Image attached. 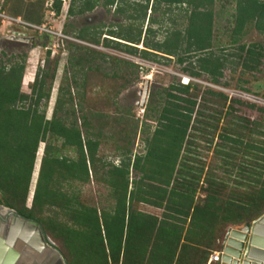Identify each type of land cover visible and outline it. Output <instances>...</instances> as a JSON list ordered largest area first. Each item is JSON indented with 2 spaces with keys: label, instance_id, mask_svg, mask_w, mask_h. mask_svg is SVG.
<instances>
[{
  "label": "trees",
  "instance_id": "16d2710c",
  "mask_svg": "<svg viewBox=\"0 0 264 264\" xmlns=\"http://www.w3.org/2000/svg\"><path fill=\"white\" fill-rule=\"evenodd\" d=\"M215 2L69 0L65 15L79 16L97 7L105 12L112 9V16L121 18L123 25H113L106 34L97 27L90 34L82 29L74 40L96 46L99 36L106 35L141 45V50H136L102 40L103 48L111 47L129 56L137 53L144 61H174L183 66L182 74L191 78L205 76L211 84L218 85L223 69L233 64L228 59L235 58V65L242 72H258L264 57V2L233 0L230 39L226 45H235L248 28L263 39L261 44L238 45L234 55L222 49L213 52ZM180 7L184 26L177 28L167 14ZM51 9L57 15L59 1H54ZM152 13H157L158 18H151ZM11 14V18H31L23 15L17 5ZM164 23L170 27L160 33ZM151 26L157 28L153 30ZM67 50L81 52L76 57L70 55L67 62L81 70L95 69L97 66L92 63L105 59L131 66L78 45L68 44ZM23 69V60L8 66L0 63V206L37 222L55 242L66 264L193 263L197 250H211L217 237L224 235L226 226H242L264 213V109L247 106L257 113L256 119L250 121L237 116L232 108L231 104L241 105L239 101H228L224 115L233 116L234 125L219 133L220 143L213 149L220 173L205 172L200 181L203 166H192L196 164L195 157L190 156L187 140L190 131H198L199 126L212 131L215 128L207 124L213 118L199 109L206 100L201 98V104L196 101V86L171 85L163 97L150 92L143 121L154 126L148 135L149 124H141V134L145 136L143 154L131 155L129 135L132 132L133 137L136 125L123 122L130 130L119 141L124 143L123 151L118 165L113 166L98 156L99 147L109 139L101 133L104 117L84 114L80 104L71 103L69 90L59 88V93L67 98H58L46 118L51 82L46 84L45 73L35 74L29 93L24 94L20 90ZM52 77L51 74L50 80ZM204 94L217 98L223 105L227 102L221 93ZM214 120L218 122V118ZM39 143L43 148L29 195ZM63 152L73 156L67 157ZM91 183L106 189L107 204L96 208L83 198L81 189ZM198 192L201 198L196 197ZM138 205L157 209L160 214L156 217L143 213Z\"/></svg>",
  "mask_w": 264,
  "mask_h": 264
},
{
  "label": "rangeland",
  "instance_id": "374dc122",
  "mask_svg": "<svg viewBox=\"0 0 264 264\" xmlns=\"http://www.w3.org/2000/svg\"><path fill=\"white\" fill-rule=\"evenodd\" d=\"M54 1L52 0V2ZM260 1L264 2V0ZM13 3L17 5V8L20 9L23 15L31 17L30 19L28 18L29 21L23 16L11 18L13 17L11 13L16 9V5ZM59 3L60 11L55 15L51 7H48V0H0V63L8 66L9 64L23 60L24 69L21 76L20 90L24 94L29 93V87L35 74L40 75L41 73H45L47 75L45 82L48 84L50 81L51 85L46 102V118L50 117L54 102L58 98L61 97L64 100L67 98L59 93V88L69 90L72 98L71 103L73 105L80 104L84 114L97 113L103 116L105 128H103L101 133L109 136V139L99 147L98 156L105 162L117 166L121 159L119 154L123 151L121 148H123L124 143L119 141L130 130L123 125V122L127 126L136 125L133 137L132 132L131 136L129 135L130 146L128 150L131 155H142L143 139L145 136L141 134V128L143 129L141 124H149L148 135L152 132L154 126L151 122L143 121L144 108H140L137 105L142 82L149 77L148 94L150 92H157L163 97L164 93L169 91L171 85L175 86L178 84L174 74H181L180 69L183 66L176 65L174 61L166 63L157 58L144 61L140 59L137 53L134 56H129L112 50L111 47L103 48V39L127 45L125 42L112 39L106 35L99 36L96 46L74 40L75 35L82 29L86 30V34H90L92 28L97 27L98 31L106 34L107 31L111 30L113 25H123L124 22L121 18L112 16V9H108L109 12H105V9L100 7L95 8L90 13L68 17L64 11L65 9L67 11L69 0H64L63 3L59 1ZM180 8H172L167 14V18L173 20L177 28L184 26L183 7ZM233 9V0H216L213 6V52H216L217 49H222L227 54L234 55L236 54L237 46L240 44H261L263 42L259 34L248 28L238 38V42L235 45H226L230 39ZM148 16L149 11H146V17ZM150 17L157 19L158 14L152 13ZM145 27L146 20L143 22L142 32ZM169 27L170 24L164 23L160 29V33L163 32L164 28ZM151 28L154 30L157 27L151 26ZM160 37L161 34L156 38L160 39ZM68 44L87 48L107 58L124 61L131 64V66L105 59L93 62L92 64H96L97 67L95 69L92 68V70H81L75 65L70 67L67 64L70 55L76 57L81 52H70V50H67ZM128 45L133 46L136 50H141L142 48L141 45ZM46 52H48V55H46ZM228 60H230L229 62H233V64H227L223 69L221 78L218 80V85L211 84L205 76L195 78L200 84L196 85L193 95L199 104L202 103L201 98L206 100V102L202 103L203 108L199 107V109H204L205 113L203 114L213 118L207 124L215 128L212 131L210 127L203 128V126H199L197 128L199 129L198 131H190L187 140L189 144L188 148L191 152L190 156L195 157L196 163L192 165V162H190V165L203 166L200 181L203 179L205 172H212L215 175H219L220 173L216 169L219 166V160L213 156V149L220 143L218 138L219 133L226 126L231 128L234 125L233 116L224 115L228 101H239L241 105L234 103L231 104L232 108L236 110L237 116H244L250 121L256 119L257 113L247 106L264 109V57L260 62L258 72L254 73L240 71L239 67L235 65L237 62L235 58ZM72 63L75 64L74 62ZM86 66L90 67L91 64H87ZM51 74L53 75L52 80L49 78ZM144 76L145 78H143ZM206 91L221 93L227 98V102L223 105L217 98L204 94ZM212 112H217V115L213 116ZM77 116L78 114L75 115V117ZM217 118L218 122L216 123L214 119ZM42 148L43 144L39 143L30 177L29 195L32 192L36 178ZM116 148L120 149L116 150ZM63 155L67 157L73 156V154L66 152H63ZM106 193L107 191L104 187L98 186L95 183H91L81 189L83 198L96 208L107 204ZM196 197L201 198L202 194L198 192ZM137 209L156 217L160 214L159 210L143 205H138ZM263 216L264 213L254 221L246 224L251 226ZM243 226H226L224 235L221 234L217 237L212 243L211 250L199 248L194 254L193 263L189 262L188 264H217V262H209L210 257L215 252L221 251L226 231L229 229H239ZM46 237L59 252L55 242L50 240L48 236ZM64 263L66 264L65 260Z\"/></svg>",
  "mask_w": 264,
  "mask_h": 264
},
{
  "label": "water",
  "instance_id": "95a60500",
  "mask_svg": "<svg viewBox=\"0 0 264 264\" xmlns=\"http://www.w3.org/2000/svg\"><path fill=\"white\" fill-rule=\"evenodd\" d=\"M127 46L129 45L127 44ZM148 88L149 80H144L142 82L140 98L137 103L140 108L145 107ZM16 222L19 223L17 230L14 229ZM27 229H31V231L35 230L37 233V237L32 243L31 239H29V235L27 236ZM232 233L240 235L242 242L240 241L236 258L233 257L230 264H246L245 261L247 257L251 258L253 261L264 262V216L251 226L244 224L242 228L231 229L225 233L221 246V254L217 264H219L220 259H224L226 255V247L228 248L226 240L230 238ZM251 233L256 236L253 247L250 245L255 239ZM25 253H30L34 257L41 253H53L57 258V264H65L61 254L49 241L37 222L23 219L14 211L0 206V264H41L40 261L35 263L32 260L24 262ZM239 255H242V257L239 258Z\"/></svg>",
  "mask_w": 264,
  "mask_h": 264
},
{
  "label": "bare ground",
  "instance_id": "6f19581e",
  "mask_svg": "<svg viewBox=\"0 0 264 264\" xmlns=\"http://www.w3.org/2000/svg\"><path fill=\"white\" fill-rule=\"evenodd\" d=\"M148 79H149V77H147L145 80H148ZM18 225H19V223L16 222L14 225L15 230H17ZM28 235H29V239H31V243L34 242V239H36V237H37V233L35 232V230L31 231V229H27V236ZM251 235H253V238L255 239L253 241V243H251V245H250L251 247H253L254 242L256 241V236L252 233H251ZM241 239L242 238L240 235H236L233 233L230 235V238L226 240V243L228 245V248L226 247V251H225L226 255H225L224 259L223 258L220 259L219 264H230L231 260H233V257L236 258V255H237L236 253H237V250L239 248V244H240ZM24 256H25L24 262L32 260L35 263L40 261L41 264L42 263H44V264H50V263L57 264V258L55 257V255L53 253H47V254L41 253V254L36 255L35 257L32 256L30 253H25ZM241 257H242V255H239V258H241ZM245 262H246V264H264V262H259L256 260L253 261L249 257L246 258Z\"/></svg>",
  "mask_w": 264,
  "mask_h": 264
},
{
  "label": "built area",
  "instance_id": "2783aa9c",
  "mask_svg": "<svg viewBox=\"0 0 264 264\" xmlns=\"http://www.w3.org/2000/svg\"><path fill=\"white\" fill-rule=\"evenodd\" d=\"M55 1H60L61 3L64 2V0H55ZM52 4H53L52 0H48V7H51L52 8ZM64 13H66V9H65ZM24 25H26V24H24ZM27 26L29 27V25H27ZM174 76L177 78V83L180 86H188V85H190V86H193V85L196 86L197 84H200V82H198L195 78L188 77L187 75L182 74V73L181 74L175 73ZM143 78H145V76ZM205 85L206 86H209L207 84H205ZM229 230H231V229H229ZM221 249H222V247H221ZM220 254H221V251L218 252V253L215 252L213 254V256L210 257V261L209 262H217L218 259H219Z\"/></svg>",
  "mask_w": 264,
  "mask_h": 264
},
{
  "label": "flooded vegetation",
  "instance_id": "af4514ba",
  "mask_svg": "<svg viewBox=\"0 0 264 264\" xmlns=\"http://www.w3.org/2000/svg\"><path fill=\"white\" fill-rule=\"evenodd\" d=\"M141 88H142V86H141ZM141 90H142V89H141ZM141 90H140V91H141ZM139 97H140V92H139Z\"/></svg>",
  "mask_w": 264,
  "mask_h": 264
},
{
  "label": "crops",
  "instance_id": "0c3cea01",
  "mask_svg": "<svg viewBox=\"0 0 264 264\" xmlns=\"http://www.w3.org/2000/svg\"><path fill=\"white\" fill-rule=\"evenodd\" d=\"M16 18H19V17H16Z\"/></svg>",
  "mask_w": 264,
  "mask_h": 264
}]
</instances>
